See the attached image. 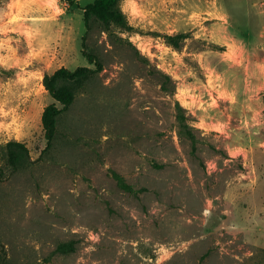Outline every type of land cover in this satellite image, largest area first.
<instances>
[{"label":"rangeland","instance_id":"374dc122","mask_svg":"<svg viewBox=\"0 0 264 264\" xmlns=\"http://www.w3.org/2000/svg\"><path fill=\"white\" fill-rule=\"evenodd\" d=\"M90 1L0 0V264H264V0H120L128 28L86 30ZM82 43L102 69L45 149L43 75L94 67Z\"/></svg>","mask_w":264,"mask_h":264},{"label":"trees","instance_id":"16d2710c","mask_svg":"<svg viewBox=\"0 0 264 264\" xmlns=\"http://www.w3.org/2000/svg\"><path fill=\"white\" fill-rule=\"evenodd\" d=\"M65 1L69 4L76 2V0ZM119 2L120 0H92L86 3L82 7L83 22L86 30L89 29L92 19L101 22L105 26L115 24L122 28H128V22L120 8ZM164 36L170 45L178 48L180 46V41L184 40L188 35L187 33L182 32L176 34H165ZM82 39H84V36ZM81 52L86 57L88 63L93 64L94 67L78 66L74 69L59 67L53 72L45 73L43 75L42 84L54 100L46 105L41 113V124L46 140L45 149L49 148L51 145L56 132V122L59 114L74 100L75 88L81 86L86 79L102 69V64L98 57L94 53L86 51L84 43H82ZM143 60L146 59L143 58ZM163 76L164 79L161 82V88L165 91L173 93L174 86L170 85V76L167 74H163ZM56 103L61 104L62 107H58ZM175 110V117L179 125L180 132L191 141L192 150H195V133L192 131V126L188 123L187 116L184 113V108L177 100L175 101ZM5 149L7 162L13 170L17 169L20 163L28 157V149L25 144L20 141H8L5 144ZM112 175L118 181L120 188L126 191L132 190L131 186L128 185L119 174L113 172ZM72 248L71 244L59 245V249L61 251H67Z\"/></svg>","mask_w":264,"mask_h":264}]
</instances>
